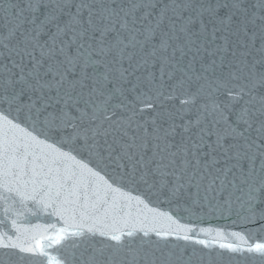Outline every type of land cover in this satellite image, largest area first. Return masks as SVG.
Returning a JSON list of instances; mask_svg holds the SVG:
<instances>
[{"label": "snow or ice", "instance_id": "1", "mask_svg": "<svg viewBox=\"0 0 264 264\" xmlns=\"http://www.w3.org/2000/svg\"><path fill=\"white\" fill-rule=\"evenodd\" d=\"M152 198L264 233V0H0V264H192Z\"/></svg>", "mask_w": 264, "mask_h": 264}, {"label": "water", "instance_id": "2", "mask_svg": "<svg viewBox=\"0 0 264 264\" xmlns=\"http://www.w3.org/2000/svg\"><path fill=\"white\" fill-rule=\"evenodd\" d=\"M165 103L167 107H172L173 104L179 107V100L166 101ZM81 159L87 160V157L84 156L81 157ZM124 190L131 191L127 186H125ZM132 194L138 195L140 193L132 191ZM215 203V201H212L211 204H207L203 200H201L199 205L187 200L169 203L167 200L157 201L155 198H152L149 202V206L157 208L161 212L169 213L181 224L194 226L197 229V233H199L198 235L194 234L196 238L204 240L209 244V248L195 244L186 246L187 252L185 253V258L192 257V264H259V262H254L246 256H230L226 251L222 256L219 255L222 251L219 248L220 244H241L238 238L230 235L232 232L241 233L249 243L264 242V233H257L252 236L251 239H248V229L234 223L236 217L235 215L228 214L226 206L221 211L211 209V205ZM28 207L31 211L26 212L25 215L21 217V222L24 226L35 228V226L39 225L40 229H43L49 225L55 224L56 227H61V224L55 217L48 215L44 211L38 210L32 204H29ZM0 219L4 220L3 224L0 225V233H8L14 237L15 233L12 232L10 219H4L2 211H0ZM201 229H204L205 232H200ZM41 235V231L35 232L37 240H40L41 243H47L46 240L40 239ZM49 251H51L53 255H56V247H53ZM4 258L7 259V257ZM24 264H27V262H24Z\"/></svg>", "mask_w": 264, "mask_h": 264}]
</instances>
